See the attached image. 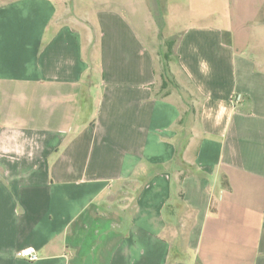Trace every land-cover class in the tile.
<instances>
[{
    "label": "crops",
    "instance_id": "0c3cea01",
    "mask_svg": "<svg viewBox=\"0 0 264 264\" xmlns=\"http://www.w3.org/2000/svg\"><path fill=\"white\" fill-rule=\"evenodd\" d=\"M127 8L0 0V264H264L263 42L182 31L186 110Z\"/></svg>",
    "mask_w": 264,
    "mask_h": 264
},
{
    "label": "rangeland",
    "instance_id": "374dc122",
    "mask_svg": "<svg viewBox=\"0 0 264 264\" xmlns=\"http://www.w3.org/2000/svg\"><path fill=\"white\" fill-rule=\"evenodd\" d=\"M253 4L254 2L250 0H127V17L131 16L130 7L136 5L137 8L141 7L143 13L139 17L145 22L146 8L151 5L155 21L159 25V33L155 40L158 45L155 68L161 93L181 96L186 103V110H190L196 101L193 91L176 81L171 65L176 68L179 64L174 60L175 48L169 53L168 46L170 40L179 41L182 31L187 27L197 25L221 27L229 32L228 36L234 30L239 38L250 37L251 45H257L258 41L264 44V33L258 37L259 28L264 26V5L254 10ZM258 5H261L259 1ZM262 49L264 50V47ZM168 53L169 58L166 57ZM163 82H166V87L162 90ZM190 117L194 119V116H187Z\"/></svg>",
    "mask_w": 264,
    "mask_h": 264
},
{
    "label": "built area",
    "instance_id": "2783aa9c",
    "mask_svg": "<svg viewBox=\"0 0 264 264\" xmlns=\"http://www.w3.org/2000/svg\"><path fill=\"white\" fill-rule=\"evenodd\" d=\"M20 256L29 261H37L39 259L38 254L34 248H27L20 253Z\"/></svg>",
    "mask_w": 264,
    "mask_h": 264
},
{
    "label": "trees",
    "instance_id": "16d2710c",
    "mask_svg": "<svg viewBox=\"0 0 264 264\" xmlns=\"http://www.w3.org/2000/svg\"><path fill=\"white\" fill-rule=\"evenodd\" d=\"M176 45H177V41H176V40H170V41L168 42L169 53L173 51V48L176 49ZM175 49H174V51H175ZM169 53L166 54V57H167V58H169ZM175 85H176V87L178 86V84H175ZM165 87H166V82H163L161 89L163 90Z\"/></svg>",
    "mask_w": 264,
    "mask_h": 264
}]
</instances>
